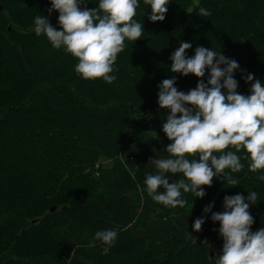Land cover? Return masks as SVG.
<instances>
[{"label":"trees","instance_id":"16d2710c","mask_svg":"<svg viewBox=\"0 0 264 264\" xmlns=\"http://www.w3.org/2000/svg\"><path fill=\"white\" fill-rule=\"evenodd\" d=\"M89 2L94 9L99 0ZM195 4L169 0L160 26L148 21L151 10L140 0L134 19L151 34L139 47L125 41L112 73L117 79L107 84L82 79L71 54L44 53L41 44L49 41L33 24L47 15L49 0H0V264H213L221 254L211 213L200 232L192 225L208 204L222 212L225 196L259 189L260 172H249L248 161L233 174L238 186L214 178L203 186L204 199L192 205L185 194L184 208L156 204L144 185L154 172L149 159L165 157L171 143L161 131L166 110L157 103L158 85L175 75L187 93L198 82L170 71L180 42L193 45L188 56L197 46L212 48L264 80V0H199L207 17ZM58 15L49 23L60 30ZM234 78L247 95L251 85L241 72ZM256 203L249 209L253 232L264 227V188ZM101 230L117 231L112 247L93 244Z\"/></svg>","mask_w":264,"mask_h":264},{"label":"clouds","instance_id":"9594fccd","mask_svg":"<svg viewBox=\"0 0 264 264\" xmlns=\"http://www.w3.org/2000/svg\"><path fill=\"white\" fill-rule=\"evenodd\" d=\"M47 15L34 18L36 36H45L54 49H63L78 60L75 72L84 80L102 79L112 84L118 54L124 51L125 41L141 39L144 22L134 17L140 0H99L98 6L89 9V0H49ZM151 14L152 23L163 22L168 12L169 0H143ZM198 16L211 12L199 6ZM53 12H58L60 30L49 23ZM193 45L180 42L171 54L170 71L198 78L196 87L187 93L175 86L177 78L164 79L158 85V106L166 110V122L161 131L171 141L164 150L165 157L149 159L154 168L145 176L147 195L165 208H184L188 204L185 194L194 199L207 195L203 186L211 187L216 178L231 187L240 180V173L248 161V171L260 172L258 180L264 181V80L244 74L235 59L225 57L221 51L197 46L194 54L187 55ZM207 71V76H206ZM241 72L245 83L250 84L248 94L238 92L239 83L234 74ZM206 78V82H205ZM244 153L243 157L238 153ZM157 155V154H156ZM176 179L171 184L169 179ZM178 177V178H177ZM162 189V191H161ZM257 191L225 196L222 212H213L214 203L203 208L192 228L200 232L206 217L219 224L214 229L223 240L221 254L211 259L213 264H264V227L251 231L254 218L250 205L256 204ZM115 230L97 231L93 238L109 248L117 240ZM204 245H208L207 240ZM210 246V245H208Z\"/></svg>","mask_w":264,"mask_h":264},{"label":"rangeland","instance_id":"374dc122","mask_svg":"<svg viewBox=\"0 0 264 264\" xmlns=\"http://www.w3.org/2000/svg\"><path fill=\"white\" fill-rule=\"evenodd\" d=\"M158 25H162L163 23H164V21L163 22H156ZM151 34V31L148 29V27L147 26H144V31H143V34H142V36H141V39H139V40H137L136 42H135V45L137 46V47H139L140 46V44H141V41H142V39H144V37H148V35H150ZM49 45L47 46V48H45L42 44H41V47H42V49H44V53H52V54H54V55H52L53 57H54V59H56V58H63V57H66L68 54L63 50V49H61L60 51H62V53L61 52H56V51H54V48L51 46V44L50 43H48ZM64 54V55H63ZM50 56V55H49ZM262 184H263V181H261V183H260V187H259V189L258 190H256L257 191V193H258V195H260V192L262 191V189L264 188L263 186H262ZM242 195H244L245 197L248 195V193L245 191L244 193H242ZM255 205H257V206H259V203H256V204H254L253 205V207L255 206ZM196 254L194 255V256H192L191 258H188L187 259V262L188 263H192V262H196Z\"/></svg>","mask_w":264,"mask_h":264}]
</instances>
